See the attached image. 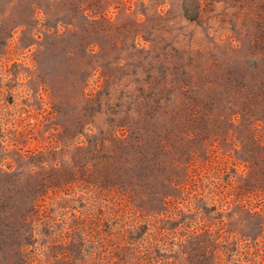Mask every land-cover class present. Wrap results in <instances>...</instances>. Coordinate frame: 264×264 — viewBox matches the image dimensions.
Instances as JSON below:
<instances>
[{
    "label": "rangeland",
    "instance_id": "1",
    "mask_svg": "<svg viewBox=\"0 0 264 264\" xmlns=\"http://www.w3.org/2000/svg\"><path fill=\"white\" fill-rule=\"evenodd\" d=\"M0 264H264V0H0Z\"/></svg>",
    "mask_w": 264,
    "mask_h": 264
}]
</instances>
